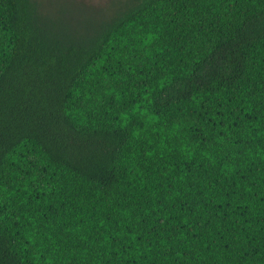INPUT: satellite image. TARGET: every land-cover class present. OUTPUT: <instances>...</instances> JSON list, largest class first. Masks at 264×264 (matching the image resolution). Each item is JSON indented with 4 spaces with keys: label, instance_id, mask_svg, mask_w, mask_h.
Wrapping results in <instances>:
<instances>
[{
    "label": "trees",
    "instance_id": "obj_1",
    "mask_svg": "<svg viewBox=\"0 0 264 264\" xmlns=\"http://www.w3.org/2000/svg\"><path fill=\"white\" fill-rule=\"evenodd\" d=\"M0 0V264H264V0Z\"/></svg>",
    "mask_w": 264,
    "mask_h": 264
},
{
    "label": "rangeland",
    "instance_id": "obj_2",
    "mask_svg": "<svg viewBox=\"0 0 264 264\" xmlns=\"http://www.w3.org/2000/svg\"><path fill=\"white\" fill-rule=\"evenodd\" d=\"M44 10L68 23H79L85 16H94L116 0H39Z\"/></svg>",
    "mask_w": 264,
    "mask_h": 264
}]
</instances>
